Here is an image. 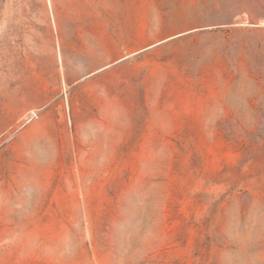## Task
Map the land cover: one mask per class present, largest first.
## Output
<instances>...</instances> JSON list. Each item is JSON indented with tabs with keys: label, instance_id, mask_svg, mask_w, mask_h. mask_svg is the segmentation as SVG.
Segmentation results:
<instances>
[{
	"label": "rangeland",
	"instance_id": "obj_1",
	"mask_svg": "<svg viewBox=\"0 0 264 264\" xmlns=\"http://www.w3.org/2000/svg\"><path fill=\"white\" fill-rule=\"evenodd\" d=\"M0 264H264V0H0Z\"/></svg>",
	"mask_w": 264,
	"mask_h": 264
}]
</instances>
